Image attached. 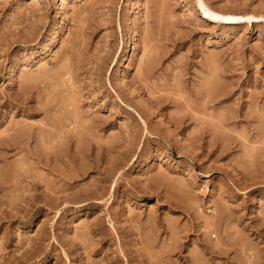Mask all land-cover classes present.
I'll use <instances>...</instances> for the list:
<instances>
[{"label":"rangeland","instance_id":"374dc122","mask_svg":"<svg viewBox=\"0 0 264 264\" xmlns=\"http://www.w3.org/2000/svg\"><path fill=\"white\" fill-rule=\"evenodd\" d=\"M0 264H264V0H0Z\"/></svg>","mask_w":264,"mask_h":264},{"label":"bare ground","instance_id":"6f19581e","mask_svg":"<svg viewBox=\"0 0 264 264\" xmlns=\"http://www.w3.org/2000/svg\"><path fill=\"white\" fill-rule=\"evenodd\" d=\"M239 19H246L248 21L252 20V19H255L253 17H250V16H246V17H242V18H239ZM43 66V65H42ZM42 69V68H41Z\"/></svg>","mask_w":264,"mask_h":264}]
</instances>
